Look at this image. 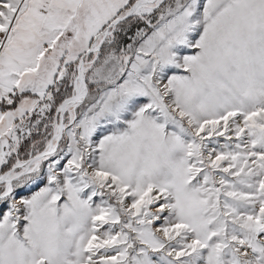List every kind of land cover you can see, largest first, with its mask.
I'll use <instances>...</instances> for the list:
<instances>
[{
	"label": "snow or ice",
	"instance_id": "6c2138e0",
	"mask_svg": "<svg viewBox=\"0 0 264 264\" xmlns=\"http://www.w3.org/2000/svg\"><path fill=\"white\" fill-rule=\"evenodd\" d=\"M0 264H264V0H0Z\"/></svg>",
	"mask_w": 264,
	"mask_h": 264
}]
</instances>
